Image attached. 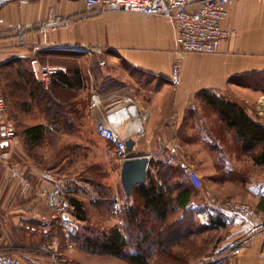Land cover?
Here are the masks:
<instances>
[{"label": "crops", "instance_id": "1", "mask_svg": "<svg viewBox=\"0 0 264 264\" xmlns=\"http://www.w3.org/2000/svg\"><path fill=\"white\" fill-rule=\"evenodd\" d=\"M50 14L71 15L76 20L69 28L44 36L40 26ZM222 27L236 30V36L223 40L215 54L186 53L182 83L174 87L170 73L179 52L175 32L162 16L119 11L96 14L87 10L86 0L3 4L0 78L6 108L0 151L9 153V162L21 168L32 186L24 191L18 180L5 179L0 169V247L21 257L24 264H29L31 254L39 255L40 242L32 243V235L38 234L42 215L50 212L46 194L55 187L28 156L25 160L20 132L39 124L52 131L78 130L79 108L85 102L86 116L98 139L110 144L96 133L100 121L125 136L132 117L122 110L135 106L144 125L142 135L132 134L137 141L135 153L149 158L148 168L154 170L161 163L186 172L193 168L204 182L198 190L210 191L222 201L247 203L257 214L254 218L223 211L207 200L204 209L213 222L210 227L220 233L215 253L246 241L241 253L223 257L219 264H264V234L260 233L264 229V165L255 157L261 146L244 151L242 140L208 101V95H216L235 102L264 127V2L235 0ZM33 59L66 68V73L55 77L52 93L57 107L70 105L69 121L57 119L52 124L46 107L32 94L33 82L51 86L36 80L31 72ZM64 79L70 85H61ZM36 114L42 118L24 121L27 126L17 122V116ZM10 131L13 135L7 134ZM173 147L177 152L171 151ZM76 174L68 180L69 193L76 192L72 185L77 183ZM120 204L117 201L116 207ZM68 216L58 225L72 223L74 218ZM48 233L44 231L45 236Z\"/></svg>", "mask_w": 264, "mask_h": 264}, {"label": "rangeland", "instance_id": "2", "mask_svg": "<svg viewBox=\"0 0 264 264\" xmlns=\"http://www.w3.org/2000/svg\"><path fill=\"white\" fill-rule=\"evenodd\" d=\"M82 104L79 108L80 128L78 130H48L45 139L33 150L24 140L25 160L28 156L31 165L38 168L44 175L49 172L53 174L55 180L52 181L55 187L62 189L64 200L67 201L69 197L75 196L84 203L88 213V220L80 222L72 215V207L68 206L65 210L72 215L74 221L58 225L61 218L49 206L50 212L42 215L40 219L41 226H36L37 237L32 235V243L38 240L41 251L39 255L31 254L27 257L29 264L36 262H42L38 264H130L122 258L90 253L79 242L71 238L72 232H76L84 226H88L100 235L119 222L118 217L107 210L105 202H112L115 198L118 199L115 201H119L121 204H135L138 201L135 197L125 198L120 174L123 160L116 154L113 146L100 138L98 139L90 119L86 116V104L85 102ZM40 114L43 116L42 113ZM42 116L36 114L22 116L20 119L19 116L17 118L15 116V118L19 125L21 124L20 126H27L23 124L24 121L34 122L41 119ZM47 118L52 123L49 115ZM20 138H24L22 134ZM13 166L22 172L20 167ZM75 173L78 175L77 180L75 179L77 183L72 185L78 190L69 193L71 186L67 187L68 180ZM29 180L32 186V181L30 178ZM46 195L48 199V194ZM213 198L216 197L210 191L198 190L194 196L193 205L198 226L193 231L186 230L185 232L188 234L181 240L179 239L180 241L178 240L168 251L156 252L152 264H219L223 257L226 259L241 253L246 241L231 244L230 246H234L230 251H223L227 246L219 253H215L220 233L214 231L216 228L210 227L211 221L200 217V213L207 205V200ZM180 215L181 213L175 214L170 223H174ZM141 218L143 224H146V228H151L155 224V220L150 215L144 214ZM55 223H57L56 226H53ZM45 230H49L46 236L44 235ZM260 233L264 234V229ZM156 237L157 231L151 234L149 245L156 242ZM235 247H240L238 253L234 252ZM35 255L42 258H37ZM30 257L33 258L29 259ZM20 259L23 263V259L21 257ZM212 260L215 261L212 262Z\"/></svg>", "mask_w": 264, "mask_h": 264}, {"label": "trees", "instance_id": "3", "mask_svg": "<svg viewBox=\"0 0 264 264\" xmlns=\"http://www.w3.org/2000/svg\"><path fill=\"white\" fill-rule=\"evenodd\" d=\"M25 77L30 81L29 76ZM56 79L49 88L35 82L32 87V94L46 107L47 115L50 116L53 124L57 119L63 122L69 121L68 114L72 111L67 103L66 106H56L58 104L52 93L55 91ZM63 83L60 84L70 85L67 79H64ZM208 101L226 126L233 129L242 140L244 151L252 152L261 146L255 157L257 163L264 165V127L253 121L235 102L216 95H208ZM21 132L25 143L33 150L45 139L48 130L47 127L39 124L24 127ZM77 190L78 188L75 189ZM197 192L198 189L191 183L183 168L178 169L171 164L161 163L154 170L148 168L147 181L137 185L131 194H127L124 190L125 198L135 197L138 200L135 204L126 203L116 207L115 200L105 202L107 210L118 217L117 224L100 235L88 226H84L72 232L71 238L90 253L122 258L130 264H152L156 252L168 251L179 239L188 234L186 230L193 231L198 226L193 206ZM66 203L67 206L72 207V215L77 220L80 222L88 220L87 210L81 200L71 196ZM177 213H181L180 217L174 223H170L171 218ZM144 214L150 215L155 220L153 227L146 228V224H143L141 216ZM155 231H157L156 242L149 245L148 242H151L149 238Z\"/></svg>", "mask_w": 264, "mask_h": 264}, {"label": "built area", "instance_id": "4", "mask_svg": "<svg viewBox=\"0 0 264 264\" xmlns=\"http://www.w3.org/2000/svg\"><path fill=\"white\" fill-rule=\"evenodd\" d=\"M259 1L264 2V0ZM234 2L235 0H86V6L89 12L96 14L119 11L138 13L144 16H162L175 32V44L178 47L179 55L172 65L170 81L174 87H178L182 83V60L186 53L215 54L219 51L223 40L236 36V30L222 27V22L228 18L229 8ZM75 20L76 17L71 15L50 14L46 22L40 26V31L45 36L48 32L58 28H69ZM30 65L36 80L46 86L51 85L52 80L58 74L66 73L64 67L43 65L37 59L31 60ZM3 92L4 84L0 78V136L4 121L2 114L6 108ZM96 133L114 147L116 154L123 161L130 156L126 146V137L112 124L106 121L97 122ZM7 134L13 135V132L10 131ZM171 151L177 152V149L173 147ZM0 169L3 170L5 179L18 180L24 191L30 189L29 178L9 162L7 151H0ZM187 175L197 189L202 188V178L195 169L188 168ZM45 177L55 180V176L50 172L46 173ZM47 194L50 208L59 215L61 220L69 215L65 210L68 206L60 187H55ZM208 201L223 211L245 218L251 219L257 215L245 202L222 201L216 198L208 199ZM200 217L207 221L209 219L208 210L203 209ZM233 246L229 245L223 251H230ZM239 251L240 247H235L234 252L238 253ZM214 261L212 260V262ZM0 264L23 263L19 256L0 247Z\"/></svg>", "mask_w": 264, "mask_h": 264}, {"label": "water", "instance_id": "5", "mask_svg": "<svg viewBox=\"0 0 264 264\" xmlns=\"http://www.w3.org/2000/svg\"><path fill=\"white\" fill-rule=\"evenodd\" d=\"M11 0H0V8L6 2ZM126 115L132 117V121L128 125L126 132V146L130 156L122 162L121 183L127 194H131L134 188L147 181L149 158L144 155H136L135 148L137 141L132 137L134 135H142L144 133V125L142 117L138 113L135 106L122 110ZM69 217L68 215L65 216Z\"/></svg>", "mask_w": 264, "mask_h": 264}]
</instances>
